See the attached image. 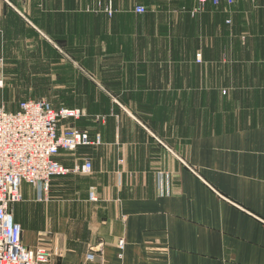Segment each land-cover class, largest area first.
I'll list each match as a JSON object with an SVG mask.
<instances>
[{
    "label": "crops",
    "instance_id": "0c3cea01",
    "mask_svg": "<svg viewBox=\"0 0 264 264\" xmlns=\"http://www.w3.org/2000/svg\"><path fill=\"white\" fill-rule=\"evenodd\" d=\"M4 1L93 141L57 156L91 172L22 185L24 245L57 264H264V0Z\"/></svg>",
    "mask_w": 264,
    "mask_h": 264
},
{
    "label": "built area",
    "instance_id": "2783aa9c",
    "mask_svg": "<svg viewBox=\"0 0 264 264\" xmlns=\"http://www.w3.org/2000/svg\"><path fill=\"white\" fill-rule=\"evenodd\" d=\"M222 1L199 0V8L204 9L207 3L218 6ZM226 1L228 4L235 2ZM148 10L143 0H135L136 13L144 14ZM197 11L195 9L193 13ZM82 115L80 110L56 109L42 100H24L17 111L0 105V264H57L52 261V252L47 247L31 249L24 245L23 229L16 221L11 205L23 200L21 188L24 183L47 190L53 177L92 171L89 159L74 167L57 160L61 152L72 153L79 146L93 143L87 130L61 124ZM96 142H100L99 137ZM94 197L91 192V198ZM119 247H124V240H120ZM94 258L92 249L87 253L85 263Z\"/></svg>",
    "mask_w": 264,
    "mask_h": 264
},
{
    "label": "rangeland",
    "instance_id": "374dc122",
    "mask_svg": "<svg viewBox=\"0 0 264 264\" xmlns=\"http://www.w3.org/2000/svg\"><path fill=\"white\" fill-rule=\"evenodd\" d=\"M17 4L22 8H27V6H35L36 3L33 0H19ZM3 5L7 4L4 0H0V7ZM180 7L175 9L174 13L181 12L179 11ZM148 8V13L159 10L156 5L148 6ZM195 9L198 11L193 13ZM106 10L108 13L111 11L113 13V5L109 4ZM184 10L191 16H196L203 12L205 8H199V0H196L192 8L185 7L182 11ZM13 15L12 12H6L4 15L0 14V105L14 111L24 100H42L56 109L80 110L83 115L79 119L87 116L84 109L61 106V102H77V95L55 93L53 85L56 84L58 79L50 75L46 68L47 65H56V63L42 61L41 49L42 51L45 49L42 42L36 37L28 36L29 32L23 28L22 23L18 22L17 18H15V22H10ZM25 15L27 14L25 13ZM6 21L14 24H9L12 28L7 26ZM50 53L54 54L49 50L48 55ZM53 68L55 67L53 66ZM103 118L102 115H96L95 117L97 120ZM77 120L73 119L61 124L63 126L65 123H69L64 127H70L73 126L71 123Z\"/></svg>",
    "mask_w": 264,
    "mask_h": 264
}]
</instances>
